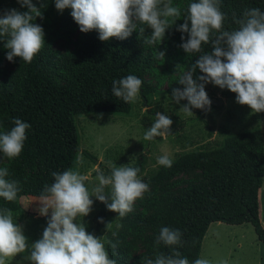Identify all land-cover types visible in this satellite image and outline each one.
<instances>
[{
	"label": "trees",
	"instance_id": "16d2710c",
	"mask_svg": "<svg viewBox=\"0 0 264 264\" xmlns=\"http://www.w3.org/2000/svg\"><path fill=\"white\" fill-rule=\"evenodd\" d=\"M50 1V0H49ZM167 2V0H165ZM51 2V1H50ZM49 2V3H50ZM179 5L182 17L195 0H171ZM51 4V3H50ZM264 11V0H220L225 14L224 28H238L235 20L247 8ZM19 11H25L18 4ZM71 9L55 11L43 26L45 44L31 63L19 57L11 62L13 68L0 77V131L10 130L14 118L30 124L20 155L9 160L5 157L0 167H8V179L19 181L20 191L14 201L0 198V209L12 210L14 222L25 218L20 197H39L46 184H51L52 172L71 167L79 150V137L75 116L88 113L128 114L132 103H124L112 93V82L127 75L142 80L139 92L149 105L155 92L145 75L154 70V64L178 62L188 70L200 53H185L179 47L181 33L176 25L166 30L163 40L149 44L151 29L133 31L121 40L115 37L99 40L96 30L79 32L74 39L70 34L76 24ZM171 22L172 18H168ZM187 39V33L183 34ZM56 38L71 43V49L58 52L51 46ZM204 51L211 46L204 44ZM8 49L0 40V54ZM164 51V60L158 56ZM165 73H169L166 71ZM199 69L195 75H201ZM169 75V74H168ZM223 96L236 94L225 89ZM264 118V112L258 113ZM200 115L197 112L196 118ZM171 167L158 165L147 177L152 185L140 209L119 217V221L105 242L110 258L116 264H143V258H155L159 252L171 253V248L156 245L155 238L161 227L179 229L183 246L177 250L189 261L199 258L202 237L211 222L227 224L249 223L257 240L264 243V229L257 214V191L264 178V154L260 130L253 128L236 135H225L220 142L206 143L182 152L172 159ZM145 156L139 154L127 166L138 167L140 176L145 167ZM111 169L106 173L110 174ZM185 174V184L169 190ZM99 209L94 230L104 232V221L114 212L96 200ZM102 217L103 222L98 218ZM119 226V227H118ZM115 233V235H113ZM116 243L113 249L107 242Z\"/></svg>",
	"mask_w": 264,
	"mask_h": 264
},
{
	"label": "clouds",
	"instance_id": "9594fccd",
	"mask_svg": "<svg viewBox=\"0 0 264 264\" xmlns=\"http://www.w3.org/2000/svg\"><path fill=\"white\" fill-rule=\"evenodd\" d=\"M17 3L26 10L0 11V40L8 49V61L19 57L31 63L45 44L44 29L35 23L37 17L43 19L41 9L45 5L41 3L38 7L33 0H17ZM54 6L58 12L71 9L70 15L79 30L83 33L96 30L101 41L113 37L123 40L133 31L137 32L138 26L146 25L152 30L146 42L160 43L166 30L182 17L171 0H54ZM168 18H172L171 22ZM182 18L184 22L176 25L181 33L179 47L185 53L200 55L178 79L177 83L183 87L172 88V101L178 105L186 101L181 105L186 112L191 113L193 108L210 111L211 100L205 85L212 83L235 93L236 103L247 105L252 112H264V11L247 8L235 20L238 28L225 30L226 17L221 11L220 0H195L188 5L187 14ZM139 31L143 33L145 28L140 27ZM204 44L210 45L211 51H204ZM158 56L164 60L165 52L158 51ZM197 69L202 74L194 76ZM141 86L142 80L130 74L113 80L112 93L124 103H132ZM12 123L14 126L10 130L0 131V153L9 160L22 152L26 130L30 128V124L19 118H14ZM172 124L167 115L156 112L144 139L165 137L171 132ZM157 163L171 167L173 160L164 154L157 157ZM139 172L138 167L120 165L113 166L110 174H105L97 166L98 183L91 192L85 184L89 177L78 169L52 172V183L43 187L37 199L36 210L46 217V226L41 237L30 246L23 226L14 222L12 210L0 209V264H6V258L26 250H30L31 264H116L105 242L86 230L82 218L92 211L94 201L90 197H95L120 217L132 212L135 201L149 190V185L138 176ZM9 176V168L0 167V198L11 202L16 200L20 187L19 181L8 179ZM98 220L103 222L102 217ZM107 243L113 249L117 247L112 241ZM154 243L170 247L171 253L159 252L154 259L144 257L143 264H211L203 257L189 261L177 250V246L182 247L184 243L179 229L161 227Z\"/></svg>",
	"mask_w": 264,
	"mask_h": 264
},
{
	"label": "rangeland",
	"instance_id": "374dc122",
	"mask_svg": "<svg viewBox=\"0 0 264 264\" xmlns=\"http://www.w3.org/2000/svg\"><path fill=\"white\" fill-rule=\"evenodd\" d=\"M50 1L33 0V3H36L38 7L41 3L45 5L41 9L43 19L37 17L35 20V23L41 24L42 27L47 24L46 19L57 11L54 0ZM172 5L179 7L175 2H172ZM10 8L18 9L17 0H0V11ZM65 10L67 8L63 11ZM144 28L150 29L146 25ZM79 32L78 25L74 24V29L70 34L71 39H74ZM51 46L58 52L72 47L71 43L65 42L62 38L54 39ZM12 68L13 65L6 59V55L0 54V77L7 74ZM166 71L169 73H165ZM186 71L175 60L169 63L154 64V70L145 75L155 91L149 105H146L138 95L132 102L128 114L88 113L75 116L79 150L70 168L78 169L81 174L89 177L85 184L90 192L93 186L98 183L95 173L97 166L107 174V169H111L113 166L128 165L137 155L144 154L145 167L139 177L149 185V190L143 194L142 198L135 201L133 207L139 210V203L144 201L146 193L152 187L147 182V177L159 165L157 157L161 155L168 154L173 159L180 153L198 148L203 144L220 142L225 135H236L253 128L260 130L264 154V118L258 113L252 112L247 105L236 103L235 96H223L222 91L226 88L221 89L212 83L205 85L209 98H220L221 101L216 105H211V110H204L203 113H201V109L195 108L191 109V113L186 112L181 107L182 104L187 103L186 101H181L179 105L172 101L171 90L174 87H183L177 81ZM156 112L165 114L172 119L171 132L163 138L155 137L152 140H145V132L154 122ZM197 112L200 115L198 118H196ZM4 160L5 156L0 153V161ZM186 177L183 173L173 177L171 180H181L176 181V184L169 190L183 186L185 184L183 179ZM107 191L109 189H106ZM90 198L94 201L92 211L82 218L83 222L89 233L101 237L106 242L109 234L117 226L120 216L115 212L108 216L104 221V232L97 234L94 225L99 206L95 197ZM37 199L38 197L32 196H23L19 199V203L26 213L24 220L19 224L23 226L29 246L41 237L43 228L46 226V217L39 215L36 210L39 206ZM257 200L260 205L261 221H259L262 222L261 225L264 229V178L257 191ZM79 221L78 217L77 222ZM254 238L253 229L247 222L242 223L240 227L223 222H211L202 237L199 258H206L210 260L211 264H225V262L226 264H251L248 254L243 252V245H248ZM238 242H242L240 248L236 246ZM29 254L30 250H26L13 257H8L6 264H31L28 258Z\"/></svg>",
	"mask_w": 264,
	"mask_h": 264
},
{
	"label": "crops",
	"instance_id": "0c3cea01",
	"mask_svg": "<svg viewBox=\"0 0 264 264\" xmlns=\"http://www.w3.org/2000/svg\"><path fill=\"white\" fill-rule=\"evenodd\" d=\"M258 205L259 204H258V200H257V214H258L259 220L261 221L260 205L259 206ZM215 222H219V221H215ZM229 225H238L240 227V225H242V223L241 224H229ZM254 235H255V233H254ZM213 237L216 238L215 235H213ZM241 237H242V235H241ZM215 243H216V240H215ZM236 246L238 248H240L242 246V242H238L236 244ZM243 246H244L243 252L244 253L246 252L248 254V257L250 258L251 264H264V243L257 240L256 235H255V238L251 242L248 243V245L244 244Z\"/></svg>",
	"mask_w": 264,
	"mask_h": 264
},
{
	"label": "water",
	"instance_id": "95a60500",
	"mask_svg": "<svg viewBox=\"0 0 264 264\" xmlns=\"http://www.w3.org/2000/svg\"><path fill=\"white\" fill-rule=\"evenodd\" d=\"M210 100H211V105H216V104H218V103H220V98H210ZM204 112V110H202L201 111V113H203Z\"/></svg>",
	"mask_w": 264,
	"mask_h": 264
}]
</instances>
